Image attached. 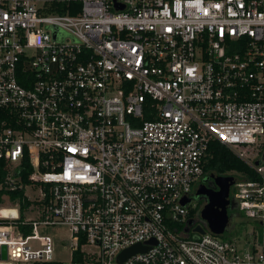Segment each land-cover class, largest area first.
I'll return each mask as SVG.
<instances>
[{
	"label": "built area",
	"instance_id": "1",
	"mask_svg": "<svg viewBox=\"0 0 264 264\" xmlns=\"http://www.w3.org/2000/svg\"><path fill=\"white\" fill-rule=\"evenodd\" d=\"M212 141L255 174L249 246L201 206L184 231ZM263 149L264 0H0V264L54 261L59 224L61 264H264Z\"/></svg>",
	"mask_w": 264,
	"mask_h": 264
},
{
	"label": "water",
	"instance_id": "2",
	"mask_svg": "<svg viewBox=\"0 0 264 264\" xmlns=\"http://www.w3.org/2000/svg\"><path fill=\"white\" fill-rule=\"evenodd\" d=\"M54 30V36L63 39L64 32L58 30L55 26H50ZM60 33V34H59ZM261 159L264 161V149L261 154ZM258 163V161H255ZM212 179L215 182L217 188H204L199 185L194 195L202 194L206 197V202L200 210V219L205 222L208 229L215 234H222L228 229L230 216L228 214V207L231 206L233 198L230 196V186L235 182V176L233 175H221L214 174ZM188 198L184 197L181 203L187 202ZM187 233L193 231L199 234L205 232L204 228L200 224L194 225V222L190 218L187 221V226L184 228ZM147 246L137 243L124 250L117 255V260L122 261L131 254L139 251H144ZM0 259H6V246L2 245Z\"/></svg>",
	"mask_w": 264,
	"mask_h": 264
},
{
	"label": "rangeland",
	"instance_id": "3",
	"mask_svg": "<svg viewBox=\"0 0 264 264\" xmlns=\"http://www.w3.org/2000/svg\"><path fill=\"white\" fill-rule=\"evenodd\" d=\"M230 189L234 191L233 185L230 186ZM228 214L230 216L229 226L223 236L230 237L235 243L243 244L244 246H249L253 243L256 232H261V226L253 219L245 216L237 208L229 209ZM40 232L49 234L52 237L54 242L53 257L56 261L69 259L70 243L72 239L70 238L67 225L59 224L52 227H45L40 229ZM32 242H34V240H30V243Z\"/></svg>",
	"mask_w": 264,
	"mask_h": 264
},
{
	"label": "trees",
	"instance_id": "4",
	"mask_svg": "<svg viewBox=\"0 0 264 264\" xmlns=\"http://www.w3.org/2000/svg\"><path fill=\"white\" fill-rule=\"evenodd\" d=\"M59 11L61 12V10ZM204 170L205 172L208 173H215L221 175L231 174L235 177L237 176H245L248 178L255 177L253 171L243 160H241L239 157L233 154V152H231V150H229L226 146H224L223 144L217 141H212L209 145V154L207 156L206 163L204 165ZM15 194L16 193H14L13 196ZM195 201L197 205L195 208L189 211L188 215L190 216V218L194 223H197L199 220L198 215L196 216V218H193V216L195 215V212L198 211L199 207L202 206L203 203L198 200ZM176 226L178 227V230L183 228V224H176ZM223 238H228V237L223 236ZM79 257L80 255L78 252L74 253L73 259H78ZM32 264H61V263L60 261L54 260L49 262H36Z\"/></svg>",
	"mask_w": 264,
	"mask_h": 264
},
{
	"label": "flooded vegetation",
	"instance_id": "5",
	"mask_svg": "<svg viewBox=\"0 0 264 264\" xmlns=\"http://www.w3.org/2000/svg\"><path fill=\"white\" fill-rule=\"evenodd\" d=\"M214 174H215V173H208V174H206V175L200 180V182L197 184V186H195V187L193 188L192 198H193L194 200H198V201L202 202L203 204H205V202H206V197H205L204 195H202V194L194 195V194H195V191L197 190V188L199 187V185H202L201 187H204V188H206V187H208V188H217V187L215 186V182H214V180L212 179V175H214ZM231 192H232V191H231V189H230V194H231ZM230 196H231V195H230ZM236 205H237L236 200L233 198V201H232V203H231V206L228 207V211H229V209L237 208ZM199 223H200V224H203L202 221H200Z\"/></svg>",
	"mask_w": 264,
	"mask_h": 264
}]
</instances>
